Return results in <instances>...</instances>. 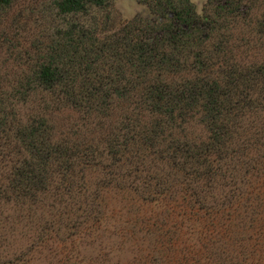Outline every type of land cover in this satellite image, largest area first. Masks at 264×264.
Instances as JSON below:
<instances>
[{
  "label": "trees",
  "instance_id": "1",
  "mask_svg": "<svg viewBox=\"0 0 264 264\" xmlns=\"http://www.w3.org/2000/svg\"><path fill=\"white\" fill-rule=\"evenodd\" d=\"M115 1L51 0L32 35L0 0V264H101L65 243L120 224L110 189L147 264H264V0Z\"/></svg>",
  "mask_w": 264,
  "mask_h": 264
},
{
  "label": "rangeland",
  "instance_id": "2",
  "mask_svg": "<svg viewBox=\"0 0 264 264\" xmlns=\"http://www.w3.org/2000/svg\"><path fill=\"white\" fill-rule=\"evenodd\" d=\"M50 1L16 0L17 11L26 9L32 20L35 21L28 25L32 35H35L36 31L41 28L40 18L46 14V6ZM190 1L199 11L205 0ZM142 11L143 7L138 3V0H116L114 2V12L120 15L123 20H128ZM102 196L109 209L113 211L112 216L115 213L121 216L119 217L120 224L114 229H109L108 233L99 234V236H103L102 239L93 237L82 241L73 238V241L65 243V247L70 250L72 255L74 254L75 260L82 262L96 260L101 264H121L133 259L134 264H147V258L151 257V250L155 247L153 245L157 241V236L145 232L144 219L139 221L140 217L138 218L136 214L141 210V204L133 195L114 189L104 191ZM149 208L153 207L149 206ZM148 217L155 218L149 214ZM57 248L58 246L50 244L40 254L35 255L33 264L52 263L57 258ZM153 258H156V254L150 259Z\"/></svg>",
  "mask_w": 264,
  "mask_h": 264
}]
</instances>
